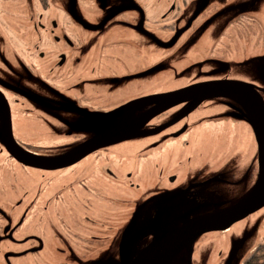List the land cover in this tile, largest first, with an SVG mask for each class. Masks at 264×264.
<instances>
[{
    "label": "flooded vegetation",
    "instance_id": "1",
    "mask_svg": "<svg viewBox=\"0 0 264 264\" xmlns=\"http://www.w3.org/2000/svg\"><path fill=\"white\" fill-rule=\"evenodd\" d=\"M256 25L255 9L242 0H0V155L28 172L35 191L31 211L19 215L14 230L23 259L31 256L25 264L94 259L90 254L116 236L124 216L135 214L133 199L160 189L143 180L158 179L168 164L177 175L182 159L198 168L192 177L201 180L193 184L198 188L203 181L215 188L254 184L264 114L244 93H230L219 106L209 93L178 102L157 97L230 79L254 86L264 100ZM143 98L155 99L126 122L128 138L55 166ZM80 120L83 129L75 124ZM7 124L36 166L7 150ZM144 132L152 134L135 135ZM25 134L50 141L31 145ZM223 134L233 145L241 137L247 147L231 152L220 142ZM156 159L163 164L145 176L143 164ZM60 192L66 195L59 205L50 198ZM221 232L228 243L224 264H264V206Z\"/></svg>",
    "mask_w": 264,
    "mask_h": 264
},
{
    "label": "rangeland",
    "instance_id": "2",
    "mask_svg": "<svg viewBox=\"0 0 264 264\" xmlns=\"http://www.w3.org/2000/svg\"><path fill=\"white\" fill-rule=\"evenodd\" d=\"M242 1L243 4H248L255 9V17L257 20L256 31L259 34V41H261V56L258 62L259 67L256 71L260 75L261 81L260 83L258 82V84L261 86V91L264 93V0ZM222 20L226 22L224 18H222ZM212 33V37H215L214 29ZM253 63L256 64L255 61H253ZM249 79L253 81L252 77ZM224 101L225 98L221 96L215 97L214 104L219 106L222 105ZM84 123V121L80 120L79 123L77 122L75 124H78L83 129L85 127ZM223 129L224 127L222 130ZM223 131L224 133L227 132V130ZM29 136L31 135L25 134L24 139L31 145L46 144L50 141L34 140ZM226 137V134H223L220 142L222 141L224 148H232L231 152L241 154L247 147V142L241 137L237 139L234 145L231 138ZM145 141L150 144L149 141ZM180 161H182L181 170L177 172V175L175 173V167L168 164V166L165 167L164 173L157 174L158 179L147 178L143 180L146 188L150 184L157 182L160 189H147L142 195L133 199L135 200L134 202L137 201L135 203L137 209L132 221L130 217L124 216V224L118 229L116 236L111 239V241H106V243L102 244L95 252L90 254V256H95V258L88 260L85 262L86 264H126L134 252L149 241L152 235L158 233L151 231L152 228L167 230L172 227V225H168L171 208L181 211V209H185L192 203H196L202 206V209L199 210L198 213H203L235 201V199L249 186V184L246 183L245 185L234 186V188H215L213 185L208 187L206 184H203V181L200 185L201 188H198L199 185L194 186L193 184L201 180L192 178L194 174L198 172V168L196 165L190 162L188 163L186 159ZM198 161H200V159H198ZM162 164L163 161H157V159L156 161L144 163L145 176L152 174L154 169L157 168V165L159 166ZM21 170L22 169L18 165H12L5 159V156L0 155V173L3 174V178L0 180V227L6 229L7 226L10 227V234L7 236H4V233L0 231V264H25L30 261L31 257L28 256L23 259L20 248L21 245H18V238L21 237L18 235L17 238L14 231L19 218L24 217L31 211L30 200L35 192L28 185V172H23ZM172 173L176 176L170 181V176L168 175ZM50 178L52 177H48L47 181ZM11 180L13 181L12 187L10 185ZM52 186L58 187L60 185L54 183ZM153 186H155V184L151 185L152 189ZM67 188L66 186L65 189ZM65 195V193L60 192V194L55 197L57 199H50L60 205L59 202L60 200H64ZM52 210H55V205H53ZM155 212L157 214L160 212L159 221L156 224L148 223L151 222V217L154 216ZM127 220L128 222H126ZM146 223L148 224L144 225ZM29 231L30 229L23 230V232L26 233H29ZM134 233H136V235L133 237ZM226 245H228V243L226 235H224L223 232H207L195 238L187 248L182 249L179 253L162 264H224L226 260ZM234 247L240 250V241L237 242L236 240ZM54 264H58V262H54Z\"/></svg>",
    "mask_w": 264,
    "mask_h": 264
},
{
    "label": "water",
    "instance_id": "3",
    "mask_svg": "<svg viewBox=\"0 0 264 264\" xmlns=\"http://www.w3.org/2000/svg\"><path fill=\"white\" fill-rule=\"evenodd\" d=\"M197 93H206L207 95L209 93V95H214V97L221 96L225 98V100V96H229L230 93H238V95L239 93H244L243 96L245 98L248 97L251 104L259 107L261 113L264 114V100L255 87L246 83L244 84L241 81L238 82L230 79H210L204 82H197L196 84L186 86L183 89L164 95V97L158 96L157 100H165V98H168L174 99L178 102L183 100L181 98L188 95H195ZM241 96L242 94L240 97ZM203 98L204 97H199L197 102L201 101ZM154 99L143 98L133 100L132 103L121 108L118 111V115L113 118L112 121L101 130V132L94 135L90 141L81 146L79 151L71 152L69 155L59 158L57 161L58 163H55L57 164L55 166H68L71 163L80 160L84 155L91 153V151L101 148V146L128 138V136L123 135V128L126 125V122L130 119L135 110L143 107V105L153 102ZM4 129L8 130V138H5L6 142L4 144L11 155L16 158L17 161H20L25 165L29 164L36 166L38 161L36 162L32 160L31 157H29V153L22 150L16 141L12 139L10 124H7ZM150 134H152V132L135 133V135L139 136ZM258 161L261 163L258 167L259 173L254 184L248 186V188L240 194L235 201L203 213H198V211L202 209V206L196 203H192L185 209H181V211L171 208L168 225H172V227L167 230L152 228L151 231L158 233L152 235L149 241L134 252L126 264H162L166 260L172 258L175 254L179 253L182 249L187 248L195 238L200 237L207 232L224 231L236 221L245 218L247 214L263 207L264 153L259 155ZM170 177V181L175 178L173 175ZM156 212L154 216L151 217V222L148 223L156 224L159 221L160 212L159 214ZM133 217L134 215L130 218L131 221ZM148 223L144 225H147ZM135 235L136 233L133 234V237Z\"/></svg>",
    "mask_w": 264,
    "mask_h": 264
}]
</instances>
